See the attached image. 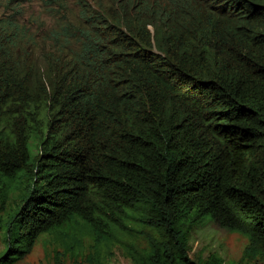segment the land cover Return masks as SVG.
I'll list each match as a JSON object with an SVG mask.
<instances>
[{
	"label": "trees",
	"instance_id": "1",
	"mask_svg": "<svg viewBox=\"0 0 264 264\" xmlns=\"http://www.w3.org/2000/svg\"><path fill=\"white\" fill-rule=\"evenodd\" d=\"M16 1L0 0V264L80 222L142 238L134 264H227L190 256L206 218L264 254V0H75L76 47L42 63L19 52Z\"/></svg>",
	"mask_w": 264,
	"mask_h": 264
},
{
	"label": "rangeland",
	"instance_id": "2",
	"mask_svg": "<svg viewBox=\"0 0 264 264\" xmlns=\"http://www.w3.org/2000/svg\"><path fill=\"white\" fill-rule=\"evenodd\" d=\"M16 2L22 3L23 6L15 7L12 4L7 15L18 24L27 25L28 32L25 37L17 35V47L30 61L37 60L42 63L45 54L59 46H63L66 51L76 47L74 35L80 23L79 7L75 0H66L67 7L63 11H60L59 2L56 0ZM90 4L96 6L98 0ZM68 40L71 42L68 43ZM44 66L46 63L40 67ZM31 153L32 156L36 154L34 146H31ZM11 196L9 207H13L17 202L18 191ZM190 230V256L195 261L205 260L210 255L217 254L227 264H264L263 252L255 257L246 254L250 243L246 234L224 229L209 218L196 220ZM130 244L142 249L146 243L142 238H136L125 231L110 242L100 241L80 222L67 226L57 235H41L32 252L16 264H134L130 257ZM3 247V232L0 231V252Z\"/></svg>",
	"mask_w": 264,
	"mask_h": 264
}]
</instances>
